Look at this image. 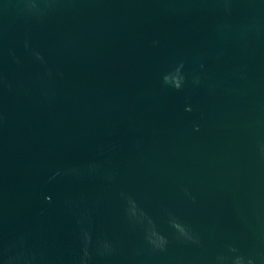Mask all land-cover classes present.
I'll return each mask as SVG.
<instances>
[{"label": "water", "instance_id": "95a60500", "mask_svg": "<svg viewBox=\"0 0 264 264\" xmlns=\"http://www.w3.org/2000/svg\"><path fill=\"white\" fill-rule=\"evenodd\" d=\"M0 264H264V0H0Z\"/></svg>", "mask_w": 264, "mask_h": 264}]
</instances>
